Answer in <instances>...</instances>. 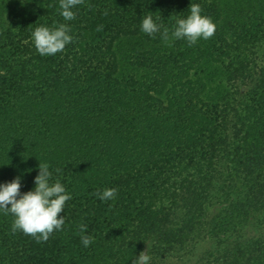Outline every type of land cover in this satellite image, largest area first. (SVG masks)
<instances>
[{
	"label": "trees",
	"instance_id": "16d2710c",
	"mask_svg": "<svg viewBox=\"0 0 264 264\" xmlns=\"http://www.w3.org/2000/svg\"><path fill=\"white\" fill-rule=\"evenodd\" d=\"M190 4L216 25L210 39L141 31L149 14L171 31ZM72 10L0 0V183L32 190L47 163L71 195L47 242L0 212V264H131L147 245L151 264H264V0ZM62 23L73 42L40 55L35 28ZM106 188L114 199L96 195Z\"/></svg>",
	"mask_w": 264,
	"mask_h": 264
},
{
	"label": "clouds",
	"instance_id": "9594fccd",
	"mask_svg": "<svg viewBox=\"0 0 264 264\" xmlns=\"http://www.w3.org/2000/svg\"><path fill=\"white\" fill-rule=\"evenodd\" d=\"M84 0H59L60 15L65 21L76 18L72 10ZM190 14L186 18H178L174 28L170 31L163 24L157 23L152 15L142 19L141 31L153 38L157 34L166 43L171 45L175 40H186L191 47L199 39H210L216 31V25L210 17L202 15L199 4L189 5ZM107 13L105 12V15ZM160 19L157 17V20ZM103 26H98L97 31ZM70 27L65 24L58 26L36 27L32 33V39L37 52L42 56L55 55L63 52L66 45L73 42ZM59 172V169H56ZM34 188L27 192H21L22 178L17 176L13 180L0 183V212L14 217L12 223L13 233L22 231L33 237L37 243L47 242L54 231H60L65 224V218L61 213L65 204L71 199L59 179L53 180V173L49 170L47 163L38 164V175L34 178ZM117 189L106 188L96 195L102 201L115 198ZM81 234V243L88 247L93 242V237L84 234L87 225L78 226ZM149 246L131 261V264H151Z\"/></svg>",
	"mask_w": 264,
	"mask_h": 264
}]
</instances>
